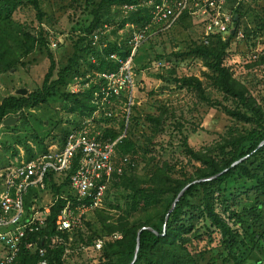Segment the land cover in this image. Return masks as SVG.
<instances>
[{"label":"trees","instance_id":"obj_1","mask_svg":"<svg viewBox=\"0 0 264 264\" xmlns=\"http://www.w3.org/2000/svg\"><path fill=\"white\" fill-rule=\"evenodd\" d=\"M197 1L201 0H189V5ZM157 2L71 0L69 8L79 15L69 32H65L56 29L53 11H47L45 0H0V76L20 66L29 71L40 57L48 61L42 83L34 91L1 100L0 127L8 116L20 117L28 125L26 111L59 104L75 114L69 128L61 126L52 136L59 140V149L71 132L88 122L92 134L100 133L103 139L115 140L125 134L112 157L113 165L122 172H113L104 208L88 214L80 230L56 231V217L67 199L72 198L69 183L77 169L78 156L66 177L50 173L47 188L31 192L43 194L44 199L47 194L53 197L47 225L33 236L38 247L45 249L44 255L22 246L10 264H39L42 260L47 264H70L67 250L81 248L84 250L81 257L89 254L87 249L95 254L86 259L88 264H246L261 247L264 90L260 86H264V0H224V10L231 16L229 29L226 32L213 29L209 33L205 32L207 22H195L191 15L198 7L177 10L178 17L171 24L154 22ZM23 7L35 11V25L14 19L17 10ZM136 34L142 37L137 47L133 41ZM165 37L172 49L160 53L158 40ZM240 45L248 51L261 50L246 65V69L255 72L242 78L235 76L228 65L235 60L230 56ZM129 57L136 82L149 63H158L156 75L163 83L162 89L174 85L176 90L190 92L195 97L193 106L219 110L232 124L218 140L196 149L184 134V125L191 121L182 124L185 116L178 115L175 108L160 104L155 113H147L141 120L136 102L129 115L122 109L127 97L123 96L114 105L99 106L93 101L94 93H99L94 83L77 91L69 89L76 77L85 79V84L89 80L87 76L118 73ZM196 61L207 69L203 72L204 80L180 75L182 67H190ZM171 121L181 135L187 164L184 159L165 160L153 154L159 144L158 136ZM61 123L66 122L59 120L58 124ZM16 128L7 127L13 132ZM36 137L42 139L38 134ZM20 138L11 136L8 147L22 143ZM40 143V153H47L50 147L43 140ZM33 154L28 149L27 158ZM251 193L255 203L243 206L242 197ZM109 208L117 213L111 214ZM143 228L146 229L141 232L137 250L138 232ZM259 228L262 230L258 231ZM54 237L57 239L53 240ZM98 240L102 241L100 249L95 247ZM256 264H264V259Z\"/></svg>","mask_w":264,"mask_h":264},{"label":"built area","instance_id":"obj_2","mask_svg":"<svg viewBox=\"0 0 264 264\" xmlns=\"http://www.w3.org/2000/svg\"><path fill=\"white\" fill-rule=\"evenodd\" d=\"M189 4V0H158L153 20L156 23L171 24L178 17L177 10L198 7L191 11V15L198 22H207L206 33L213 29L222 32L229 29L231 16L224 10V0H201L193 2L191 6ZM141 38L138 34L134 36L136 47ZM53 46H56L55 41ZM92 60L94 61L93 58ZM86 79L89 80L84 84L85 79L76 77L69 89L77 91L94 83L99 90V93L95 92L93 95L96 104L114 105L124 96L127 97V102L123 104V110L130 114L135 104L132 57L122 63L118 73H101L94 77L87 76ZM88 124L90 122L71 132L61 149L54 146L47 153L35 151L31 158L21 152L0 169V264L12 263L22 246L32 251L38 250L40 256L44 255L45 249L38 247L37 239L33 236L47 225L46 219L53 200L49 198L51 194H47L44 199L43 194L31 192L45 190L50 173L66 177L73 160L78 156V166L69 183L72 198L67 199L66 205L56 217V231L80 230L84 227L88 214L104 208V198L112 174L114 171L122 172L121 168L113 165L112 157L117 143L125 134L115 140L103 139L100 138V133L93 135ZM56 239L54 237L53 240ZM101 246L102 241L98 240L95 247L100 249ZM39 264L47 262L42 260Z\"/></svg>","mask_w":264,"mask_h":264},{"label":"rangeland","instance_id":"obj_3","mask_svg":"<svg viewBox=\"0 0 264 264\" xmlns=\"http://www.w3.org/2000/svg\"><path fill=\"white\" fill-rule=\"evenodd\" d=\"M70 3L71 0H45L44 6L47 8V11H53L57 30L61 29L65 32H69L70 28L76 22L75 19L79 13L75 14L73 8H69ZM14 19L21 24H36L35 11L29 7L19 8L14 15ZM196 21L197 19L195 22ZM196 33V30H194L193 34L195 35ZM58 36L62 37V35ZM158 42L159 44L157 48L160 53L171 51L172 48L168 38H160ZM144 48L140 49L139 55L143 53ZM257 51L259 52L261 50L256 49L248 51V48L244 45H240L239 48H237V51L230 56L231 58H235V60L232 62L229 61L228 63V65L234 70L235 76L242 78V76L246 77L248 74L255 72V70L246 69V65L255 60V52ZM157 67H159L158 63L155 65L149 63V67L137 77V82H134L137 89L135 90V106L139 112L137 116L139 115L141 120H144V116L147 113H155L157 106L160 104L167 105L168 107L175 108L178 115L184 114V120L187 119V121L181 120L182 124H186L190 121L193 122L184 125V128L186 129L184 134L188 135L190 144L196 149H202L203 146L210 145L215 140H218L220 135L225 132L226 128L232 124L230 118L219 110L213 108L205 106H197L196 108L193 106V103H195V97L190 92L176 90L174 85L162 89L163 83L156 75ZM47 68V59L43 60L40 57L36 63L32 64L29 71L20 66L17 70H12L11 72L0 76V102L5 97L18 94L17 92L19 89H27V93L34 91L39 85H41ZM205 71H207V69L203 64L196 61L192 63L190 67H182V73H180V75H194L195 77L204 80L203 72ZM258 79H260L259 76ZM141 88L143 89L140 90ZM260 89L264 90V86L261 85ZM122 109H124V107ZM24 114L28 120V125L22 122L19 117L20 119L17 123L12 126L17 127L15 132L7 129V127H0V169L4 167L10 159L12 160V158L19 155L21 152L28 154V149L31 152H34L35 150L40 152L41 150L39 149V146L41 145L40 141L42 140L47 147H50L49 150L53 149L54 146H59V140L52 136L57 134L58 129L61 126L69 128L68 124L71 120H75V114L64 110L59 104L55 107L54 105L50 107L42 106L39 109H33L30 112L26 111ZM134 114H136V112H134L133 115ZM59 120L65 121L66 123H61L59 125ZM36 134L42 139L36 137ZM14 135L21 137L20 140L22 139L23 142L20 144L15 143L8 147L9 143L7 144V142H9L11 136L14 137ZM17 138L18 137H15L16 140ZM157 141L159 144L156 146L153 154L157 156L160 155L165 160H170L176 157L181 160L184 159L185 164H187V159L182 151L181 135L174 129L173 121L167 123L166 131L158 136ZM142 166L143 165L139 166L138 170H140ZM1 192L2 187L0 186V194ZM49 198H53L52 194ZM254 203L255 196L252 193L249 194L248 197H242L243 206L250 207ZM122 204L123 202H121L120 205ZM108 210L111 214L117 213L116 209L109 208ZM254 229L255 227L249 229V231L252 232ZM261 230V228L258 229V231ZM260 246V248H257V250L254 251L253 256L246 262V264H256V262L264 259V240L261 241ZM81 249L67 250V260L70 264H88L86 259L95 256L91 249H87L89 254L85 253V255L81 257L80 252H84V250Z\"/></svg>","mask_w":264,"mask_h":264},{"label":"water","instance_id":"obj_4","mask_svg":"<svg viewBox=\"0 0 264 264\" xmlns=\"http://www.w3.org/2000/svg\"><path fill=\"white\" fill-rule=\"evenodd\" d=\"M232 33H234V31H232ZM17 93H18L19 95H21V96H25V95H27V89H19ZM19 119H20V118L17 117V116H8L7 118L4 119V121H3V123H2V126H3V127H12V126H14V125L17 123V121H18ZM187 187H188V186H187ZM187 187H186V188H187ZM186 188H185V189H186ZM184 191H185V190H183V191L179 194V196L177 197L175 203L178 201L179 198H181V196L183 195ZM144 229H146V228H143L142 230H140V231L138 232V237H137V248H136L137 250H138L139 247H140V235H141V232H142Z\"/></svg>","mask_w":264,"mask_h":264},{"label":"clouds","instance_id":"obj_5","mask_svg":"<svg viewBox=\"0 0 264 264\" xmlns=\"http://www.w3.org/2000/svg\"><path fill=\"white\" fill-rule=\"evenodd\" d=\"M1 126H2V125H1ZM2 127H3V126H2ZM35 151H36V150H35ZM35 151H34V153H35ZM37 152H38V151H37ZM39 153H40V152H39ZM6 164H7V163H6ZM4 167H5V166H4ZM4 167H2V168H4ZM2 168H1V169H2Z\"/></svg>","mask_w":264,"mask_h":264},{"label":"crops","instance_id":"obj_6","mask_svg":"<svg viewBox=\"0 0 264 264\" xmlns=\"http://www.w3.org/2000/svg\"><path fill=\"white\" fill-rule=\"evenodd\" d=\"M1 186V185H0Z\"/></svg>","mask_w":264,"mask_h":264}]
</instances>
